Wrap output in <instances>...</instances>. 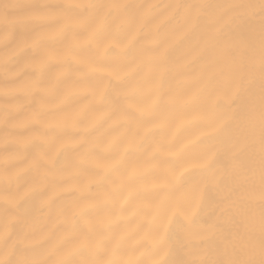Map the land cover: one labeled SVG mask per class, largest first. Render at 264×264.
I'll list each match as a JSON object with an SVG mask.
<instances>
[{"label": "clouds", "instance_id": "obj_1", "mask_svg": "<svg viewBox=\"0 0 264 264\" xmlns=\"http://www.w3.org/2000/svg\"><path fill=\"white\" fill-rule=\"evenodd\" d=\"M0 264H264V0H0Z\"/></svg>", "mask_w": 264, "mask_h": 264}]
</instances>
